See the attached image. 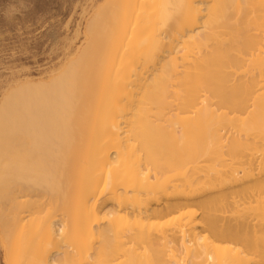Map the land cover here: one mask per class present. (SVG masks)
I'll return each mask as SVG.
<instances>
[{"label": "bare ground", "instance_id": "1", "mask_svg": "<svg viewBox=\"0 0 264 264\" xmlns=\"http://www.w3.org/2000/svg\"><path fill=\"white\" fill-rule=\"evenodd\" d=\"M96 2L81 47L0 92L6 263L153 264L121 240L154 238L264 264V0Z\"/></svg>", "mask_w": 264, "mask_h": 264}, {"label": "rangeland", "instance_id": "2", "mask_svg": "<svg viewBox=\"0 0 264 264\" xmlns=\"http://www.w3.org/2000/svg\"><path fill=\"white\" fill-rule=\"evenodd\" d=\"M94 2L99 4L101 0H0L1 94L2 90L10 86L11 80L12 83L14 82V78H17L16 80L21 78L22 81L32 79L33 82H36L35 79L38 77V81L39 79L42 80V77L45 79L48 76L47 72L50 73L51 69L55 70L56 66L66 59V55L72 53V49L74 52L76 47L77 49L81 47L80 45L83 43V26H85L88 18L86 16H89L93 10L90 5L95 4ZM83 8L84 10H82ZM89 11L90 13H88ZM237 204H232L227 210H219L217 215L232 223V220L238 214L237 210L240 209L237 208ZM181 212L184 213V216L179 212L164 213L159 216L160 219H157V222L164 224V221L167 222L177 217L178 214L182 215L183 218L186 217L183 219L184 221L196 219L199 218L200 211L196 201L191 203L190 200ZM102 226L100 225V227ZM207 233L201 231V235L205 236L206 234V237ZM121 241L123 242V248L133 249L139 254L148 255L149 258L146 256L145 258L150 259L153 264L159 262L167 264L168 260L170 262L172 259L174 260L171 257L173 255H171V250H173L170 249L171 246L163 247L160 240L153 238L133 241L126 238ZM215 243L222 246L235 245L232 241L227 240H215ZM95 246L97 245L93 242L89 250L91 253ZM121 255L115 257L117 262L123 261L124 258ZM0 264H7L1 247ZM238 264H250V260Z\"/></svg>", "mask_w": 264, "mask_h": 264}]
</instances>
